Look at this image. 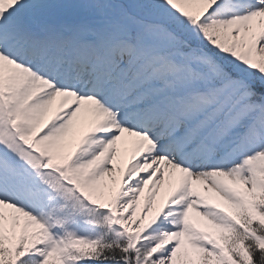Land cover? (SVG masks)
Segmentation results:
<instances>
[{
  "label": "rangeland",
  "instance_id": "374dc122",
  "mask_svg": "<svg viewBox=\"0 0 264 264\" xmlns=\"http://www.w3.org/2000/svg\"><path fill=\"white\" fill-rule=\"evenodd\" d=\"M142 3L141 0H70L69 4L64 0H0V70L9 52L27 55L26 44L25 47L16 44L20 34L15 33L18 21L30 12L36 14L33 18L38 23L40 13L36 11H43L40 22L48 23L49 28L57 24L51 23L55 18H60L70 20V23L58 21L62 23L61 28L81 24L77 33L94 35L96 40L104 33L106 39L110 36L117 43L109 57L104 53L101 58L106 57L109 70H114L112 77L128 76L131 84L128 89L134 91L132 97L142 100L135 108L140 110V106L152 104L165 107L164 122L173 124L174 131L178 130L175 128L181 120H185L186 130L177 132L176 136L186 135L185 142L205 140L203 146H208L203 150L212 154L216 152L212 151L215 138L218 144L230 149L244 148L238 157L250 156L252 171L239 172L237 167L245 160L231 162L229 155L226 159L231 162L230 171L224 176L228 175L227 181L240 186L243 174L252 182L246 186L252 193H245L242 199L231 188L220 195L216 208L227 227L220 229L211 219L201 225L199 239L184 237L178 230L153 229L152 218L162 219L164 208L170 215L181 214L182 210H176L181 202L176 197L177 184L181 183L169 174L153 173L142 162L141 153L133 151L130 145L127 149L117 147L106 139H95L93 134L87 137L97 152L96 158L115 153L113 171L88 178L79 169L69 173L57 160L71 148V140L77 137L75 131L92 125V117L97 113L102 118L101 111L85 110L79 105L59 106L56 95L42 97L40 100L45 99L48 105L37 106L31 100L32 92L21 87L22 73H18L16 79L0 74V96L7 101L6 104L0 102V122L14 124L9 129L0 125V157L13 163L19 157L16 155L19 149L31 153L27 145L35 141V149L31 150H36L34 155L40 156L41 167L58 170L61 179L66 180L64 193L74 197L71 198L73 207L65 208L59 215L58 210L54 213L43 204L30 201L29 197L17 198L12 191L8 192L11 200L3 203L6 207H1L0 211V247L7 248L11 236L21 244L23 239L37 240L46 246L49 243L48 248L38 250L41 261L48 258V250H51L59 256L55 264H80L69 259L84 250L80 248L81 234L75 226L81 218H86L90 224H99L101 217L110 216L113 219L110 221L129 232L131 238L127 241V232L119 235L114 231L115 246L125 245L131 249L138 246L134 254L142 264H255L256 255L264 260V0H227L220 6L219 0H142ZM125 28L129 33H124L129 37L127 42L121 37ZM50 46L51 42L46 44V48ZM57 48L61 51L67 47L62 43ZM219 48L225 49L226 54L221 50L222 56L218 55ZM53 51L54 46L51 53ZM225 58L228 61L223 60ZM12 68L17 73V67ZM77 84L80 82H76L74 88H78ZM172 90L175 92L170 94ZM189 93L198 94L187 97ZM98 102L100 106H107L101 100ZM58 109L68 112L67 121H52L53 112ZM131 109L126 107L125 112ZM211 109L212 113L204 116ZM256 119L261 120L260 125L254 122ZM249 120L254 127L246 132ZM152 121H159V117L154 115ZM240 123L245 126L238 130ZM95 126L105 133L111 125L101 119ZM159 138L155 144L162 147L165 139ZM193 146L192 143L190 147ZM132 154L134 164L129 160ZM184 166L176 164L175 167L187 171ZM1 169L8 177L9 168L0 166ZM211 172L217 173L216 170ZM24 173L27 172L20 175ZM126 173V181L134 184L123 191L121 184ZM145 173V178L140 177V181L135 182ZM2 176L0 174V181L8 184ZM197 188L202 195H207L202 185ZM119 194L122 197L116 202ZM184 208L193 212L189 205ZM180 218V226L193 228L184 217ZM198 221L203 223L205 218L198 216ZM75 249L79 250L73 253Z\"/></svg>",
  "mask_w": 264,
  "mask_h": 264
},
{
  "label": "bare ground",
  "instance_id": "6f19581e",
  "mask_svg": "<svg viewBox=\"0 0 264 264\" xmlns=\"http://www.w3.org/2000/svg\"><path fill=\"white\" fill-rule=\"evenodd\" d=\"M7 59L3 61V66L0 70L2 76H9L14 79L18 73H22L23 78L20 80L21 87L26 88L28 91L32 92L31 100L36 102L37 106L39 104L48 105L44 100H40L44 96L51 97V95H56L58 98L59 106H71L79 107L90 110L95 109L101 111V114L97 113L92 117V125L86 129H80L75 131L77 137L75 140H71V145L67 151L60 157L57 161L66 167L67 171L74 172L75 169H79L83 176L86 178L94 177L99 175H107L113 171V167L116 164L113 153L105 158H96L95 155L97 152L94 151L93 147L88 142V135L93 134L95 139L102 141L103 139L108 140L110 143H115L117 147L124 146L125 148L130 145L133 148V151L138 150L142 155V162L150 168L153 173L163 172V174H169L174 180L177 179L180 184H177V199L181 201L177 206L176 210H182L181 214H168V210L164 208L162 211L163 218L157 220L153 217L150 224L153 229L160 230L161 232H170V231H179L184 237H192L193 239L200 238V227L201 225H206L211 219H213L215 224H218L220 229L226 228L227 224L225 221L218 215V198L221 195H225L227 190L234 188L235 194L240 198H244L245 193H252L246 188L247 185H251L252 182L249 179L244 178L241 174L240 182L241 185L237 186L227 181V176H222L220 174H212L210 170H217V165L213 167L211 162H206V152L202 149L207 148L206 145L203 146L205 140L201 143L196 141H186V135L177 137L175 140H169L162 147L157 146L155 143L156 139L160 136L172 137L176 136V133L179 131H185L186 126H184L185 120H181L178 126L175 128L178 130L174 131L172 129L173 124L168 122L160 121L153 122L152 118L155 113L158 112L160 107L158 105H143L140 110L133 108L127 112L124 111L126 107L136 105L134 101L130 104H125L124 102H115L112 99H108L107 106H100L98 101L105 99L101 98L97 94L98 90L90 85L88 88L89 80L86 78L82 80L81 87L74 88L73 82L75 80H81V75L79 72H74V75H66L63 79H58L53 74H50L46 70V66L49 63L50 59L43 60L42 64L39 63L40 57L38 54H32L29 58L21 57L18 53L9 52ZM44 62V63H43ZM57 63H60L61 66H65L66 60H59ZM17 67V73H15L12 66ZM15 73V74H14ZM70 77V79H68ZM84 87L86 90H84ZM118 89L116 90V93ZM96 97V98H95ZM97 101H96V100ZM96 104L98 106H96ZM102 105V104H101ZM140 112L147 115L146 117H140ZM69 114L65 110L58 109L54 110L52 115V121L56 123H61L67 121ZM103 123L108 121L110 130H107L105 133L99 131V128L95 126L101 119ZM74 123L77 120L73 121ZM250 120L248 121V123ZM259 125L261 120L257 119L254 121ZM84 126L85 123L83 122ZM247 125V123H246ZM242 126L245 124L240 123L238 125V130H241ZM192 133V131L190 132ZM180 141V146L176 147L175 142ZM208 140V142H210ZM194 144L190 152H185L184 154L187 157V163L183 164L184 167H187L188 170H178L175 165L172 164V156L183 154V151L188 145ZM212 151H216L217 158L214 160L222 162V159H226L229 155L232 157L231 162L245 160V163L238 165L239 172L243 173L245 171H252V166L250 165V156L244 158H239L240 152L244 150L241 149V146H235L234 148L225 147L222 144L217 143L215 138L214 143L212 144ZM127 149V148H126ZM213 153V154H215ZM211 155L212 153L209 152ZM115 155V153H114ZM129 160L134 164L135 155L132 154L129 157ZM224 163V162H223ZM222 163V164H223ZM48 171L59 174L58 170L54 168H48ZM188 172V173H187ZM186 173V174H185ZM60 175V174H59ZM146 173L139 175L135 182L140 181V177L145 178ZM128 178V173H126L125 178L122 180L123 191L131 189L134 184L131 180L126 181ZM183 179V180H182ZM202 185L204 187L207 195H202L199 192L197 186ZM155 189L158 187L155 186ZM151 191V188L149 189ZM0 200L4 204L10 202V197L5 194L3 188L0 186ZM122 194L118 195L116 202L120 200ZM185 205L191 206L193 212H188L185 210ZM1 211V207H0ZM194 215H197L195 217ZM198 216L205 218L203 223L198 221ZM186 223H191L193 228H189L187 225L181 224L182 219ZM120 233H124V229L119 226Z\"/></svg>",
  "mask_w": 264,
  "mask_h": 264
},
{
  "label": "trees",
  "instance_id": "16d2710c",
  "mask_svg": "<svg viewBox=\"0 0 264 264\" xmlns=\"http://www.w3.org/2000/svg\"><path fill=\"white\" fill-rule=\"evenodd\" d=\"M130 1L135 2V0ZM84 11L87 15V10ZM129 22L132 23L133 20H129ZM221 50V48L217 50L218 55H221ZM222 51L224 54L227 52L225 49ZM223 60L228 61V58ZM25 155L26 157L24 160L28 162L24 163H17L15 161L12 163L5 160L3 157H0V166L2 168H9L7 180L16 194L19 197H29L30 201L43 204L47 209L54 210V213L58 210L59 215L61 212H65V208H72L73 201L71 198L74 197L69 196V193H67V195L64 193L66 182L61 179L62 177L54 172L40 169L38 165L39 157L37 155L30 156L32 154L28 153L26 150ZM21 164L32 169L25 171L27 173L20 175L23 171L18 173L17 169L20 168ZM65 201L67 205L65 204ZM110 219L111 218L108 216H103L100 218L99 224H90L91 222L86 218H81L79 224L75 227L81 234L80 248L84 250L78 254L77 250L80 248L75 249L73 251V253L77 251L75 256L69 259L80 264H142L134 254L136 250L127 248L125 245L115 246L116 242L114 241L116 240V236L114 231L119 235H121V233L119 229L113 225ZM24 237H26V235ZM8 240L7 248L0 247L2 264H13L12 262L16 264V260H19L20 262L22 261L23 264H55L56 259L58 260L59 258L55 251L48 250V258L45 261H41L38 250L43 249L46 244L40 241L32 239H27L26 241L23 239L21 244L20 242L15 241L12 236L9 237ZM48 246L49 243L46 248H48ZM62 255L66 257L65 253H62ZM253 261L255 264H264V260L258 255L254 256Z\"/></svg>",
  "mask_w": 264,
  "mask_h": 264
}]
</instances>
